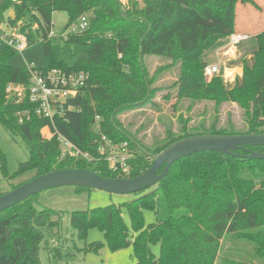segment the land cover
<instances>
[{
	"label": "trees",
	"instance_id": "trees-1",
	"mask_svg": "<svg viewBox=\"0 0 264 264\" xmlns=\"http://www.w3.org/2000/svg\"><path fill=\"white\" fill-rule=\"evenodd\" d=\"M142 1L0 0V16L7 13L9 25L26 34L29 43L37 25L36 33L46 42L45 68L90 75L88 85L68 101L75 108H66L52 122L33 112L28 100L17 102L8 96V85L28 84L30 72L10 64L17 54L13 49H0V123L20 136L29 151L28 159L9 175L0 150L12 189L64 168L88 169L106 178L137 177L154 163L138 144L158 153L190 135L264 133V30L254 35L257 45L249 57L229 63L243 67L235 82L226 81L222 74L205 75L206 53L236 32L238 3L258 9L259 4L255 0ZM12 10L15 18L10 16ZM58 11L68 12V28L83 15L89 16L88 29L67 40L88 46L72 66L58 60L49 45L53 15ZM152 55L170 60L162 69H179L175 91L163 97H175V107L190 100L189 109L198 102H214L210 122L203 119L188 127L190 120L181 116L178 131L167 126L165 135L151 143L141 135L142 128L133 131L123 124L120 116L130 110L151 103L159 109L153 102L157 77L150 75L145 63V57ZM226 103H236L241 109V126L230 114L221 122L219 112ZM23 110H30L29 118H20L18 112ZM48 127L51 138L45 136ZM58 133L92 152L101 134L115 141L128 140L134 153L129 171L114 172L102 159H62ZM245 147L264 152V146ZM235 152L240 156L206 150L183 157L172 164L167 176L131 201L73 211L71 223L80 238L85 239L94 227L105 236V242H92L85 250L98 252L104 244L113 252L131 247L135 264H264V159L245 158L244 149ZM37 203L33 194L0 212V264H41L42 227H58L61 219L59 211L39 209ZM146 209L155 211V222L146 224Z\"/></svg>",
	"mask_w": 264,
	"mask_h": 264
},
{
	"label": "rangeland",
	"instance_id": "rangeland-1",
	"mask_svg": "<svg viewBox=\"0 0 264 264\" xmlns=\"http://www.w3.org/2000/svg\"><path fill=\"white\" fill-rule=\"evenodd\" d=\"M140 2L143 3L142 0ZM0 21L5 24V31L11 32L15 30L9 25L7 13L0 16ZM68 22V12L58 11L54 13L52 27L54 37L50 39L49 45L58 60L68 66H72L76 59L88 49V46L61 39L63 34L70 32L74 28L73 25L68 28ZM35 28L36 25L32 29L33 42L29 43V47L26 50L17 53L11 59V65L26 67L30 62L40 68L47 65L46 42L39 37ZM254 40L255 38H252L250 42L253 43ZM218 46L216 44L210 49L206 53L205 59L209 63L221 62L225 80L233 83L235 80H229L232 75H228L226 70L231 61L228 60L226 64L224 63V57H221L219 52L216 51ZM145 63L150 75H156L157 77L154 84L157 88V94L153 98V102L157 103L159 109L151 103L145 107L123 113L120 118L124 125L133 131L142 128L141 135H144L145 140L151 143L152 139L165 135L167 126H171L175 131H178L181 126V116L190 120L187 124L188 127L197 125L203 119H206L207 122L211 121L215 114L214 102H198L189 109L190 100H184L175 107V97L170 100H166L163 97L168 91H172V93L175 91L174 83L179 74L177 66L162 69L165 64L170 63V60L153 55L145 57ZM229 114L238 126L242 125V111L236 103H226L221 107L219 112L221 122H225ZM143 127L145 128L143 129ZM47 132L45 130V133ZM0 150L5 155L9 175L17 172L21 162L27 160L29 156L25 141L20 136L12 135L1 123ZM11 190L12 185L4 173L0 156V195ZM139 196L140 193H109L99 189L79 188L76 185L53 187L37 193V207L39 209L48 208L59 211L61 219L58 227H42L44 238L40 249L41 264H65L67 261L69 264H135L136 260L131 247L113 252L107 244H104L98 252L86 251L85 247L92 242H105L104 233L99 228L94 227L89 230L85 239L80 238L71 223V214L76 210L120 204ZM144 216L146 224L156 221V214L152 209H146ZM59 217L56 216L54 219L57 220ZM124 217L126 222L130 224L126 213H124ZM155 251L159 252V246L155 247Z\"/></svg>",
	"mask_w": 264,
	"mask_h": 264
},
{
	"label": "built area",
	"instance_id": "built-area-1",
	"mask_svg": "<svg viewBox=\"0 0 264 264\" xmlns=\"http://www.w3.org/2000/svg\"><path fill=\"white\" fill-rule=\"evenodd\" d=\"M13 1L20 2L21 0ZM73 27L70 32L63 34L61 39L68 40L71 34L88 29L89 16L83 15L73 24ZM14 29L11 32L5 31V24L0 21V49L9 47L16 53L23 52L29 47L28 36L19 31L18 28ZM49 37H54L53 30L49 32ZM250 38V33L235 32L228 37V44L236 46ZM26 68L30 72V82L28 84L10 83L7 87V93L10 98L17 102L28 100L33 105V112L48 118L52 122L56 116L63 115L66 108H75L72 104H68L69 99L77 97L90 80L89 73L85 71H70L60 67L40 68L32 62L28 63ZM216 74L223 75L221 62L206 65L205 75L207 77L211 78ZM18 115L21 119L29 118L30 110L19 111ZM45 136L47 138L53 136L49 127ZM57 138L60 143L62 159L74 161L102 159L114 172L124 173L130 169L129 161L134 153L128 140L115 141L106 134H101L95 139V152H92L83 150L61 133L57 134Z\"/></svg>",
	"mask_w": 264,
	"mask_h": 264
},
{
	"label": "water",
	"instance_id": "water-1",
	"mask_svg": "<svg viewBox=\"0 0 264 264\" xmlns=\"http://www.w3.org/2000/svg\"><path fill=\"white\" fill-rule=\"evenodd\" d=\"M10 16L15 18L13 10ZM246 145L264 146V133L190 135L174 141L158 153H152L138 144L142 151L154 159V163L146 172L137 177L106 178L83 168H64L52 171L34 177L0 195V212L42 190L64 185H76L118 194L138 193L152 187L167 176L175 161L201 151H219L227 155L240 156L235 151L244 149L246 153L242 155L243 157L264 159V152L252 150L245 147ZM163 165L165 168L160 173L159 170Z\"/></svg>",
	"mask_w": 264,
	"mask_h": 264
},
{
	"label": "crops",
	"instance_id": "crops-1",
	"mask_svg": "<svg viewBox=\"0 0 264 264\" xmlns=\"http://www.w3.org/2000/svg\"><path fill=\"white\" fill-rule=\"evenodd\" d=\"M261 8H256L252 4L238 3L236 11V32H247L251 34V38L243 41L239 45L230 46L228 38L222 39L217 44V52L224 57V63L235 61L242 57H249L252 51L256 48V39L253 43L250 42L254 35L264 30V0H255ZM226 58V59H225ZM226 60V61H225ZM226 70L234 71L229 80H236L238 76L243 74V67L241 64L227 66Z\"/></svg>",
	"mask_w": 264,
	"mask_h": 264
},
{
	"label": "bare ground",
	"instance_id": "bare-ground-1",
	"mask_svg": "<svg viewBox=\"0 0 264 264\" xmlns=\"http://www.w3.org/2000/svg\"><path fill=\"white\" fill-rule=\"evenodd\" d=\"M233 74V71H228V75H232Z\"/></svg>",
	"mask_w": 264,
	"mask_h": 264
}]
</instances>
